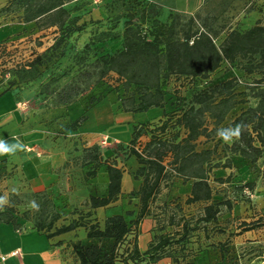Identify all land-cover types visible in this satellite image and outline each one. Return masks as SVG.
I'll use <instances>...</instances> for the list:
<instances>
[{
	"label": "trees",
	"instance_id": "obj_1",
	"mask_svg": "<svg viewBox=\"0 0 264 264\" xmlns=\"http://www.w3.org/2000/svg\"><path fill=\"white\" fill-rule=\"evenodd\" d=\"M67 2L68 0H0V20L18 9L21 10L17 15L19 22L35 23L38 30L54 28L59 31L61 36L45 51L61 49L62 60L72 47H64L66 40L83 29V25L75 26L76 19L70 22V14L64 6ZM226 6L224 3L222 12H225ZM154 17V9L145 5L139 10H131L124 23L121 49L113 54L101 55L88 65L83 59L75 58V76L70 82L49 93L53 97L54 107L66 108L112 74L124 91V96L118 100L119 111L137 114L156 108L162 111L164 118L159 125L146 122L136 124L131 129L128 154L138 165L132 176L138 182V188L128 194L138 201V212L133 220L127 221L123 214H116L107 217L103 224L92 221L96 219L93 215L95 211L107 208L121 198L124 174V170L115 163L103 160L98 147H94L85 156L93 164L85 176L94 178L98 170L104 167L108 179L105 194L89 195L85 202L87 212L81 219L55 228L54 224L61 216L54 214L47 225L37 224L35 231L39 234L43 232L47 240L83 228L88 245L77 242L71 247L77 264H158L164 259L176 264L179 255L182 258L190 255L192 237L201 231L211 241L210 245L214 247L220 262L225 263L226 258L233 255L230 253L232 245L229 238L233 232L227 233L229 221L222 225L220 216L223 210L231 214L233 208L240 203H232L229 199L215 200L210 185L214 171L226 169L232 172L233 168L230 162L213 164L217 147L197 150V142L200 138L209 139L228 113L236 105L244 103L243 100H237L239 94L236 90L240 82L237 78H231L217 84L206 83L201 88L192 90L188 98H176L177 109L172 114H167L165 88L172 77L189 79L192 83L196 80L204 81L222 65L237 62L245 63L242 65L245 74L261 75L260 79L254 81L258 89L253 98L258 100L257 105L241 112L230 123L232 128L240 125L241 134L239 139L225 148L232 155L233 163L243 168V174L236 177L233 184L235 194L240 199L245 195L250 197L259 185L264 195V166L259 174L251 171L259 161H264V23L257 18L253 24L243 28L242 21L241 25L230 29L221 44L216 46V34L212 35L205 21L198 28L195 17L183 20L180 16L171 14L169 21L164 23ZM143 24L147 25L142 26ZM2 46L3 44L0 45V51ZM44 52L37 53L31 61L20 66L16 77L22 79L29 76L30 79L38 80L43 74H47L50 61L43 59ZM8 74L10 71L0 70L1 83H5L0 96L12 91L19 81L7 80ZM50 76L58 80V76ZM208 118L213 121L211 129L207 124ZM85 119L86 116H81L69 125L68 130L77 131ZM170 125L177 130L176 134L171 139L163 138L168 134ZM145 134H149L150 138L140 151L136 145ZM173 178L184 184L190 183L185 205L201 204L202 211L196 218H186L184 215L178 219L176 216L169 218L168 226L173 228L172 232L152 237L147 248L141 251L136 236L129 242L128 238L136 233L142 220L150 215V205ZM216 181L223 185L227 179ZM247 205L255 214L249 216V221L242 220L239 223L236 236L264 229V208L256 210L248 199ZM7 212H0V223L11 224L16 230V222ZM126 214L132 215L130 212ZM84 219H88V222H84ZM224 236L227 237L226 240H217ZM105 243H109L107 250L103 246ZM251 251H259V246L251 247ZM206 253L197 252L201 256Z\"/></svg>",
	"mask_w": 264,
	"mask_h": 264
},
{
	"label": "rangeland",
	"instance_id": "obj_2",
	"mask_svg": "<svg viewBox=\"0 0 264 264\" xmlns=\"http://www.w3.org/2000/svg\"><path fill=\"white\" fill-rule=\"evenodd\" d=\"M224 3L227 6L225 12H222ZM144 5L154 9L156 13L154 18L161 23L168 22L171 14L178 15L183 20L197 18L198 28L205 21L210 27L212 35L216 34L214 36L216 46L221 44L230 29L241 25L242 21L243 28L253 24L256 18L264 23L263 0H231V2L230 0H68L64 6L70 14V22L76 19L75 26L83 25V29L78 34H72L66 40L64 47L70 45L72 47H69L70 50L66 53L65 58L60 60L61 49L45 51L61 36L59 31L54 28L38 30L35 23L19 22L17 15L21 13V10L18 9L7 14L5 19H1L0 29H8V36L0 51V70L10 71L7 80H19L13 90L18 91L19 99L25 102H22V105L27 104L26 106L31 105L33 109H40L43 116H46L43 135L25 133L27 130L25 128L30 126L31 120L27 122L25 128H19L11 123L0 130V138L6 143L5 146L13 143L20 144L19 136L22 133H24L22 134L24 143L41 145L36 149L30 148V150L26 146L24 147V152L34 155L33 158H37L41 162L40 168L37 167L39 171L37 168L34 169L35 162L32 165L31 162H28L30 157L22 154L21 147L17 151L10 148L5 151L8 157L9 184L8 187L0 191V212L8 211L6 214H11L16 222L15 227L18 232L35 231L37 224L47 225L54 214L61 216L54 224L55 228L85 216L87 212L85 202L89 194L102 195L108 183L104 167L98 170L94 178L85 176L93 166L85 156L94 147H98V153L103 160L115 163L124 170V192L138 187V182L132 178L138 165L128 154L131 126L133 123H144L157 119L160 116V109L153 108L137 114L118 111V100L124 96V91L121 84L115 80L116 77L110 74L85 94H90L95 90V95L89 99V105H97L86 113L85 121L78 128L79 132L87 137L81 138L77 137L75 132L68 130L70 124L64 121L65 113H58L61 107L53 106V97L49 93L70 82V79L75 76V58L83 59L88 65L101 55L113 54L120 50L127 14L131 10L141 9ZM39 52H44L43 59L50 61L49 66L52 70L49 68V72L43 74L38 80L30 79L29 76L22 79L16 77L20 66L31 61ZM244 64V62H237L233 65L224 64L208 80H196L194 83L189 79L172 77L165 88L167 114H172L177 109L176 98H188L192 90L199 89L206 83L217 84L231 78L239 80L240 84L236 90V93L239 94L237 100L244 102L236 105L228 113L224 122L216 127L215 133L209 139L200 138L197 142V150L217 147L213 156V164L230 162L233 168L232 172L226 169L214 171L210 181L215 200L229 199L232 203H240L238 205L241 207L240 215L236 209L235 216H231L224 210L220 216L222 225L229 221L226 227L227 232H233L229 235V238H232L230 253L233 255L228 256L225 263L220 262L214 247L210 245L211 241L206 239L201 231L192 237L190 255L187 258H182L179 255V261L176 264H261L264 260V231L247 235L253 240L237 239V234L235 235L241 222L240 219L249 218L255 214L248 209L249 207L247 208V199L258 211L261 210L258 206H261L263 201L256 199L253 195L250 197L245 195L246 197L243 196L240 199L235 194L236 190L233 184H235L236 177L243 174V168L241 169V165L239 167L233 163L232 155L225 148L236 139L232 137V132L236 127L232 128L230 123L249 107H256L258 102L253 98V94L258 89L254 85V81L260 79L261 75L257 73L245 74L242 69ZM77 65L79 66V64ZM50 75L58 76V80L52 79ZM4 99L7 101L13 99L12 92H8ZM162 119L153 124L158 123L159 125L164 121L163 117ZM206 120L209 128H213V121L209 118ZM57 121L59 123L53 124ZM168 130V134L163 138L171 139L177 130L172 125ZM223 137H228L229 140L225 141ZM149 138V134L143 135L136 147L141 151ZM15 166L18 168L16 169ZM263 166L264 161H259L251 168V171L258 173ZM38 172H40L39 176ZM217 179H227V181L221 185L216 181ZM166 185L167 187L162 189L157 200L150 205V215L142 220L135 230L136 233H132L128 238V242L132 241L135 235L138 246H141V251H144L145 246H148L149 242L146 243L148 235L150 236L149 241H151L152 237L158 234L172 232L173 228L168 226L169 218L176 216L178 219L182 215L186 218H196L202 211L203 205L201 204L185 205L190 183L184 184L181 180L173 178ZM44 188L45 190L41 191ZM257 188L259 190L261 187L258 185ZM256 195L258 194L256 193ZM32 202L39 206L38 210L31 207ZM244 208H247V215L244 213ZM127 212L132 215H127ZM137 212L138 201L135 198L121 197L115 204L95 211L93 215L96 219H92V221L103 224L108 215L112 214H123L127 221H130L136 217ZM87 220L84 219V222H88ZM41 234L44 235L43 232ZM73 234L64 239V242L67 243L64 251L69 250L68 257L70 258L67 264H77L71 249L74 243L80 242L88 245L83 228L76 230ZM103 246L107 250L109 243H105ZM253 246H259V251H251ZM34 247H37L34 251L38 250L39 244L34 243ZM198 251L207 253L205 256H201L202 254H197ZM196 254L197 256L194 258ZM11 263L14 264L9 261L6 264ZM26 264H41V262L39 263L36 257L34 261L26 260ZM161 264H164L163 261ZM166 264L173 263L168 260Z\"/></svg>",
	"mask_w": 264,
	"mask_h": 264
},
{
	"label": "crops",
	"instance_id": "obj_3",
	"mask_svg": "<svg viewBox=\"0 0 264 264\" xmlns=\"http://www.w3.org/2000/svg\"><path fill=\"white\" fill-rule=\"evenodd\" d=\"M264 1V0H263ZM251 15V13H250ZM257 19V18H256ZM6 31V32H4ZM2 33V34H1ZM4 33V34H3ZM8 36V29L5 30L3 28L0 29V45L4 44L3 42L7 39ZM2 77L0 75V94L4 90V84L1 83ZM91 91L90 94H87L83 96V98L79 99L77 102L73 103L72 105L66 107V108H61L57 109L58 113H65V123L71 124L81 116H86V113L90 111L92 108H94L96 105H89V99L92 98V95H95L96 92ZM12 92V98L11 100L7 101L4 99L6 97L7 93L4 95L0 96V130L6 126H8L11 123H14L15 125L19 126V128H25L26 124L28 121L31 120L30 126L27 129L25 133H33V134H38V135H43L44 129H45V115L43 116V112H41L40 109H33L31 105L26 106L27 104H24L20 107V104L22 102L19 98L20 96L18 95V91H10ZM21 95V94H20ZM25 103V102H24ZM90 106V107H88ZM118 109V107H117ZM119 111V109H118ZM123 113V112H122ZM111 114L113 115V110L111 109ZM162 118V111L160 110V116L157 119H154L153 121H147L150 123L157 122ZM56 123H59V121L54 122L53 124L56 125ZM146 123V122H144ZM123 124V123H122ZM128 124V123H124ZM139 124V123H133L131 127L134 125ZM106 130V129H105ZM77 137L81 138H87L85 137L84 134H81L79 130L75 131ZM24 134V133H22ZM20 135L19 138L21 139V143H13L9 144L7 146L5 142L2 141L0 138V191L4 190L6 187H8V157L7 153L5 152L8 149H12L14 151H17L21 147V152L23 155L30 157L28 159V162H31L30 164L36 163L34 166V169L37 167L40 168L41 162L37 160V158H33L34 155L29 154L28 152H24V147L26 146L28 150L30 148L36 149L40 147L41 145H38L36 143H24V138L23 135ZM18 137V136H17ZM13 140V139H12ZM9 141V140H8ZM22 144V145H21ZM8 148V149H7ZM15 168L17 169L18 166ZM12 170V169H11ZM38 170V168H37ZM39 171V170H38ZM38 176L40 175V172H38ZM125 174V173H124ZM124 174H123V179H122V195L121 197L126 198L130 192L136 189H131L128 192L123 191V182H124ZM258 187V186H257ZM107 188V187H106ZM191 186H188V194L190 192ZM45 188L41 191H44ZM4 192V191H3ZM106 192V189L103 190L102 195H104ZM5 193V192H4ZM256 193L258 195H256ZM94 195V193H92ZM91 193L89 195H92ZM100 196V194L98 195ZM253 197L256 199L258 198L259 200L263 201L260 205L258 206L259 209L264 208V195L262 193V189L256 188L255 193L253 194ZM127 201H129L127 199ZM257 207V208H258ZM248 208V207H247ZM246 208V209H247ZM237 209L239 215H240V206H235L231 212V216H235V210ZM246 209L244 208V213L247 215L248 213L246 212ZM116 215V214H112ZM111 215H108V217ZM249 221L247 217L244 219L242 218L241 221ZM264 231V229L257 230V231H250L243 233L241 235L237 236V239H244V240H253V238H250L249 234L254 233H261ZM75 233V232H73ZM70 233V234H73ZM228 233V232H227ZM60 236V237H55L52 240H47L44 235L37 233L36 231H27V232H18L13 228L11 224H3L0 223V263L6 264L8 261L13 262L14 264H26V260L28 261L31 259L34 261V259L37 257L39 263L41 264H67L68 261H70L68 257V251H64L67 243L64 242L65 237L68 235ZM75 235V234H73ZM148 235V234H147ZM149 235L148 239L146 240V243L149 242ZM223 239L226 240V236L222 237ZM236 238V236H235ZM140 239V237H139ZM256 239V238H254ZM216 240V238H214ZM218 241H221L220 238H217ZM232 240V238H230ZM239 241V240H237ZM34 243L39 244L38 250H35ZM145 243V244H146ZM238 243V242H235ZM260 243V242H258ZM33 246V247H31ZM140 250H141V246ZM147 247L145 246V249ZM144 249V250H145ZM164 264H166L167 259L162 260ZM162 261H160L158 264H161ZM169 263V262H167ZM12 264V263H11ZM264 264V261L261 263Z\"/></svg>",
	"mask_w": 264,
	"mask_h": 264
},
{
	"label": "clouds",
	"instance_id": "obj_4",
	"mask_svg": "<svg viewBox=\"0 0 264 264\" xmlns=\"http://www.w3.org/2000/svg\"><path fill=\"white\" fill-rule=\"evenodd\" d=\"M240 134H241V126H240V125H237L236 128H235V129L233 130V132H232V137H235L236 139H239ZM223 139H224L225 141H228V140H229L228 137H223ZM31 207H32L33 209H36V210H38V208H39V206H38L35 202H32V203H31Z\"/></svg>",
	"mask_w": 264,
	"mask_h": 264
},
{
	"label": "built area",
	"instance_id": "obj_5",
	"mask_svg": "<svg viewBox=\"0 0 264 264\" xmlns=\"http://www.w3.org/2000/svg\"><path fill=\"white\" fill-rule=\"evenodd\" d=\"M22 106V104H20V107Z\"/></svg>",
	"mask_w": 264,
	"mask_h": 264
}]
</instances>
